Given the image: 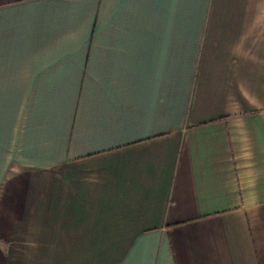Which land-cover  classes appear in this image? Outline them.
Here are the masks:
<instances>
[{
  "label": "crops",
  "instance_id": "crops-1",
  "mask_svg": "<svg viewBox=\"0 0 264 264\" xmlns=\"http://www.w3.org/2000/svg\"><path fill=\"white\" fill-rule=\"evenodd\" d=\"M0 264H264V0H0Z\"/></svg>",
  "mask_w": 264,
  "mask_h": 264
}]
</instances>
